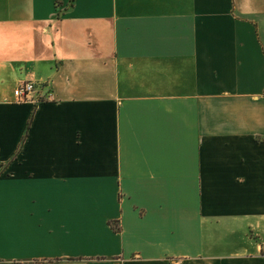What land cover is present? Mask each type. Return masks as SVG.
<instances>
[{
  "label": "crops",
  "instance_id": "crops-1",
  "mask_svg": "<svg viewBox=\"0 0 264 264\" xmlns=\"http://www.w3.org/2000/svg\"><path fill=\"white\" fill-rule=\"evenodd\" d=\"M0 264H264V0H0Z\"/></svg>",
  "mask_w": 264,
  "mask_h": 264
},
{
  "label": "built area",
  "instance_id": "built-area-1",
  "mask_svg": "<svg viewBox=\"0 0 264 264\" xmlns=\"http://www.w3.org/2000/svg\"><path fill=\"white\" fill-rule=\"evenodd\" d=\"M37 83L34 81H27L21 83L14 92V95L18 103H25L27 101L34 100V96L37 93ZM53 97H48L47 100H52Z\"/></svg>",
  "mask_w": 264,
  "mask_h": 264
},
{
  "label": "trees",
  "instance_id": "trees-1",
  "mask_svg": "<svg viewBox=\"0 0 264 264\" xmlns=\"http://www.w3.org/2000/svg\"><path fill=\"white\" fill-rule=\"evenodd\" d=\"M30 125H31V122L29 123L28 129L30 128ZM115 230L118 231L119 229L115 227Z\"/></svg>",
  "mask_w": 264,
  "mask_h": 264
}]
</instances>
